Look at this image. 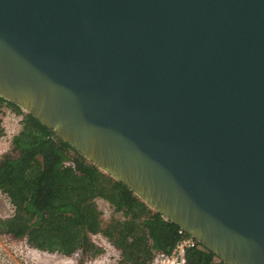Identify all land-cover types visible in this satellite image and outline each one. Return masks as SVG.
<instances>
[{
  "label": "water",
  "instance_id": "1",
  "mask_svg": "<svg viewBox=\"0 0 264 264\" xmlns=\"http://www.w3.org/2000/svg\"><path fill=\"white\" fill-rule=\"evenodd\" d=\"M0 96L225 264H264V0H0Z\"/></svg>",
  "mask_w": 264,
  "mask_h": 264
},
{
  "label": "trees",
  "instance_id": "2",
  "mask_svg": "<svg viewBox=\"0 0 264 264\" xmlns=\"http://www.w3.org/2000/svg\"><path fill=\"white\" fill-rule=\"evenodd\" d=\"M22 113L11 137L12 153L0 161V192L13 211L0 217V233L24 237L40 250L90 257L104 249L90 235L101 233L120 252V264H148L157 251H169L179 226L148 206L123 182L88 161L35 116L0 96V108ZM0 132L2 127L0 125ZM97 198L121 216L103 224ZM185 264H225L202 246L189 247Z\"/></svg>",
  "mask_w": 264,
  "mask_h": 264
},
{
  "label": "rangeland",
  "instance_id": "3",
  "mask_svg": "<svg viewBox=\"0 0 264 264\" xmlns=\"http://www.w3.org/2000/svg\"><path fill=\"white\" fill-rule=\"evenodd\" d=\"M22 113L16 112L12 107L3 105L0 108V161L6 153H12L11 137L21 126ZM97 204L102 211V221L105 224L112 216H121L104 199L97 198ZM13 207L7 195L0 192V217L12 213ZM104 251L97 256L90 257L81 251L69 255L48 252L30 246L26 238L14 237L0 233V264H120V252L101 233L90 235Z\"/></svg>",
  "mask_w": 264,
  "mask_h": 264
},
{
  "label": "built area",
  "instance_id": "4",
  "mask_svg": "<svg viewBox=\"0 0 264 264\" xmlns=\"http://www.w3.org/2000/svg\"><path fill=\"white\" fill-rule=\"evenodd\" d=\"M180 236L169 251H157L148 264H185V252L189 247L196 246L198 241L183 228H178Z\"/></svg>",
  "mask_w": 264,
  "mask_h": 264
}]
</instances>
